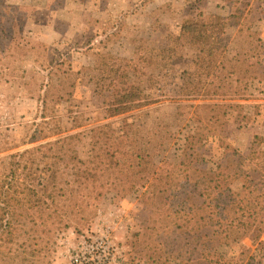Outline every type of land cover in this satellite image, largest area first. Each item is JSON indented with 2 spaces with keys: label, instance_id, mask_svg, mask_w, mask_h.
I'll return each mask as SVG.
<instances>
[{
  "label": "rangeland",
  "instance_id": "rangeland-1",
  "mask_svg": "<svg viewBox=\"0 0 264 264\" xmlns=\"http://www.w3.org/2000/svg\"><path fill=\"white\" fill-rule=\"evenodd\" d=\"M193 1L209 14L231 15L238 10L243 14L240 24L228 30L224 63L212 85L219 94L217 102L228 106L227 126L224 117L220 129L212 128L210 133L208 128L201 133L204 136L196 137L201 124L193 117L202 110L196 111V106L216 100H204L194 93L198 78L192 65L183 64L186 55L174 69L158 70L147 63L160 48L170 44L171 36L180 33L190 0H7L14 7L15 17L7 19L11 21L8 30L16 38L6 41L4 55H0V177L4 171L1 160L49 143L54 154L63 155L60 185L66 189L57 190L53 200L46 198L45 203L13 221L15 229L0 239V264H66L79 238L109 227L115 241L120 222L125 224L123 232L119 231L125 247L115 264H146L150 257L158 258L160 254L133 250L129 243L136 240L134 233H146L164 203L172 201L175 189L166 185L168 176H187L192 186L209 190L203 175H217L221 185L231 180L233 188L240 189L245 174L252 173L255 178L264 174V72L257 73L258 63L264 66V0ZM112 31L117 34L112 35ZM89 41L97 45L95 51L104 48L131 57L142 66L146 64L148 75L135 85L141 101L154 102L106 118L104 109L110 91L89 92L87 82L80 84L74 74L95 64L94 52H84ZM43 42L48 43L47 47L39 44ZM57 48L71 55L52 73L48 96V126L60 132L25 143L29 131L42 121L39 99L47 83L42 70ZM246 68L250 85L245 94L252 96L239 99L236 92L242 77L229 76L232 70L241 72ZM105 123L124 130L131 142L142 144L153 139L156 143L166 137L162 149L167 150L140 158L139 167L145 171L135 188L124 196L116 192L124 191L123 181L101 170V179L90 183L91 196H85L86 202L93 203L87 209L82 194L72 193V186L77 185L73 173L78 166L74 154L79 159H90L100 126ZM25 165L22 160L21 167ZM103 167L98 164L97 168ZM109 177L114 184L108 183ZM33 181V187L37 182L44 185V175L35 173ZM98 191L104 197L96 200ZM219 249L239 264H264V230L256 229L241 241L224 239ZM197 264H208V260Z\"/></svg>",
  "mask_w": 264,
  "mask_h": 264
},
{
  "label": "trees",
  "instance_id": "trees-1",
  "mask_svg": "<svg viewBox=\"0 0 264 264\" xmlns=\"http://www.w3.org/2000/svg\"><path fill=\"white\" fill-rule=\"evenodd\" d=\"M197 4L196 1L190 0L180 33L171 36L170 44L160 48L157 56L147 62L158 70L174 69L182 56L186 55L183 64L192 65L195 76L198 78L194 93L202 96L204 100H216V102L196 106V111L201 108L203 112L201 110L193 117L201 124L200 132H197L194 137L204 136L201 133L208 128L210 133L212 128L220 129L224 117H226L227 126L228 106L217 102L219 98L217 99L216 96L219 94L213 90L212 85L217 82L216 74L224 63L229 45L228 30L233 25H239L243 16L240 10L231 15L209 14ZM13 8L7 0H0V55H4L6 41H11V37H14V33L8 30L9 22L15 19L12 16ZM116 34L117 32L112 31V35ZM39 44L45 47L48 45L45 42ZM85 47L88 49L84 52H94L95 64L84 66L74 74L80 84L87 82L89 92L110 91L109 101L104 109L106 118L129 113L154 102L149 99L141 101L140 91L135 85L139 78L148 75L146 64L142 66L131 57L117 55L104 48H98L95 51L97 45L92 46L90 41L85 44ZM55 52L56 55L50 57L49 64L42 70L47 76V83L39 99V117L42 121L36 123L35 127L29 131L25 143L46 139L60 132L57 127L54 129L48 126V96L52 73L55 68L65 64L67 57L71 55L58 48ZM245 61L247 60H243L244 63ZM258 65L257 73L260 75L264 72V66L261 63ZM46 70L49 72L46 73ZM249 73L248 68L241 72L234 70L230 72L229 77L234 74H240L242 77L236 92L239 99L252 96L245 94L250 85L247 80ZM3 79L8 81L7 78ZM261 92L262 90L259 91L260 95L264 93V91ZM127 134L124 130L105 123L100 126L99 138L94 142L92 157L85 160L79 159L74 154L78 164L73 173V183L77 185H70L74 196L77 195L76 192L81 193L84 201L86 197L91 196L90 183L101 179V170L102 173H108L110 177L114 175L115 180L123 181L121 184L124 191L117 190L118 194L123 196L129 194L135 188L141 172L145 171L139 167L140 158L150 152L164 154L167 150L162 149L166 137L157 139L156 143L152 139L140 144L131 142ZM168 134L171 135L170 131ZM226 134H228L227 127ZM63 159V155L54 154L49 143H43L18 151L1 160L4 162L2 163L4 171L0 177V211H2L0 239L3 234L15 229L13 221L19 216L22 217L28 209L40 206L41 202L45 203L46 198L53 200L57 190L65 191L66 186L60 185L63 175L60 163ZM22 160L26 164L24 167H21ZM98 164L105 167L98 169ZM37 172L44 175V185H41L42 182H37L33 187L31 185L34 182L33 176ZM257 173L262 174L261 171ZM251 174H245L246 179L240 189L233 188L231 180L226 179V183L221 185L217 183L219 182L217 175L215 177L203 175V182L210 185L209 190L196 185L192 186L187 176H168L166 185L175 189L172 201L164 203L158 217L150 221L146 233H134L133 237L136 240L130 241V247L140 252L160 254L158 258L150 257L146 264H181L183 262L197 264L202 259H207L208 264H239L228 259L220 251L219 245L224 239L241 241L256 229L264 230V174L260 178H255ZM110 177L108 183L114 184V180ZM206 177L208 179H205ZM101 196L104 197V193L98 191L94 199H100ZM92 204L86 202V208H91Z\"/></svg>",
  "mask_w": 264,
  "mask_h": 264
},
{
  "label": "built area",
  "instance_id": "built-area-1",
  "mask_svg": "<svg viewBox=\"0 0 264 264\" xmlns=\"http://www.w3.org/2000/svg\"><path fill=\"white\" fill-rule=\"evenodd\" d=\"M72 249L67 264H115L123 252L115 243L109 227H103L88 237L82 236Z\"/></svg>",
  "mask_w": 264,
  "mask_h": 264
},
{
  "label": "crops",
  "instance_id": "crops-1",
  "mask_svg": "<svg viewBox=\"0 0 264 264\" xmlns=\"http://www.w3.org/2000/svg\"><path fill=\"white\" fill-rule=\"evenodd\" d=\"M117 226V228H118V232H117V229H115L116 230V232H117V239H115V243L116 244H118L121 248H122V250L124 251V247H125V244H124V240H121V237L119 236V234L121 233V232H123V230H124V228H125V224H121V222H120V224H117L116 225ZM119 231H121V232H119ZM125 238V237H124ZM68 263V262H67ZM66 263V264H67Z\"/></svg>",
  "mask_w": 264,
  "mask_h": 264
}]
</instances>
